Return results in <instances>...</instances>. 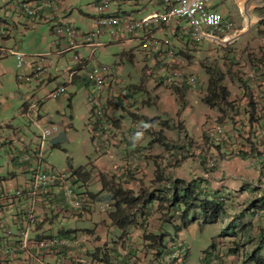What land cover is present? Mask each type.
I'll use <instances>...</instances> for the list:
<instances>
[{"label":"rangeland","instance_id":"obj_1","mask_svg":"<svg viewBox=\"0 0 264 264\" xmlns=\"http://www.w3.org/2000/svg\"><path fill=\"white\" fill-rule=\"evenodd\" d=\"M39 1L0 0V17L6 21L7 30L11 35L10 40L0 41V46L17 50L27 58L26 65L18 68L16 59L13 56L2 55V58L0 57V144L2 141L6 139L8 141L9 139L6 125H13L16 129H22L23 133L30 139L37 140L36 137L39 135V131L30 124L31 120L29 118L23 116L24 107L34 101L46 100L51 91L67 85V93L62 98L48 100L44 103V115L47 117L43 123L44 128L56 126L58 133L55 136L62 134V142L59 146L55 147L49 144L46 148L45 159L47 164L45 166L66 173H73L74 171L88 173L90 179L85 190L98 194L97 196L101 195V192L98 193L101 188L98 184L99 175L101 171H104V174L109 176V172L112 171L114 156L112 154L113 146L109 140L112 134L107 132L104 123L98 122L94 113L95 102L101 101L102 105H106L108 100L117 102L115 105L117 107L112 111V117L122 122L123 131H130L131 129L136 131L138 129L135 128L133 115L142 111L144 100L150 98L156 100L157 95L160 94L159 91L166 90L161 85L174 68L186 74L194 75V71L200 69V67L202 68L203 63L207 66H217L225 71L230 69V76L234 75L237 83H239V80H245L249 83L252 81L248 74L254 67V62L259 58L258 56L254 57L256 55L254 50L258 47L250 48L248 59L242 60L241 58L236 59V56L239 55L237 52L239 48L234 47V45L222 46L208 41L197 44L191 40H189L188 45H185L184 40H181V45L176 50L180 43L177 37L170 31L166 35L163 32H156L155 38L158 40L164 39L165 36L171 38L172 49L176 55L171 56L165 52L161 53V48L153 49L150 53L145 52L141 48L140 40H138L139 43L132 48L133 58H131L129 55L122 56V52L127 49V46L121 45L115 37L106 32L98 38L97 42L101 43L103 47L96 51L94 59L88 64V68L108 67L112 73V78L117 77L118 84L114 85L113 92L107 89L100 95L86 79L82 80L86 74L85 70L78 72L82 77L78 82L70 83V72L76 69L79 63L76 56L78 55L81 59L86 60L91 57L92 51L89 48L81 47L60 54L59 51L63 49L62 47H65V42L54 34L53 29L56 24L66 23L74 30V40L77 41V44L83 43L87 35L96 30V19L99 16L97 6L105 0H64L54 5L56 16L52 19L46 18L43 21L27 19L22 12L16 9L18 4L26 2L37 5L56 0ZM241 3L239 7L236 0H212L210 5L223 18L240 23L242 17L245 16V13L242 15L243 2ZM260 3L264 4V0L247 1L248 9L257 11L254 12V16H258L263 12L262 9L256 8L257 4ZM130 4L129 2L124 3V9L131 12L134 20H142L143 17L145 18L153 12L144 10L140 6L134 8ZM117 6L119 5L111 2L112 11H116ZM250 13L251 11L246 12V14ZM183 24L187 26L186 23ZM260 27L264 28V25L261 23L255 24L249 35L254 36L257 33L259 36H264V32L262 33L264 30ZM236 29L240 30L242 28L238 26ZM257 29H259L258 32ZM262 51V48L259 49L260 53ZM206 52H213L214 54L213 56H207ZM150 55H153V57ZM173 59L178 60L177 64L171 65ZM159 61L165 63L166 66L162 63L159 64ZM34 62L49 67L53 76L51 82L45 80L42 85L40 81L27 79L33 73ZM202 71L199 73V78L204 81L207 77L205 71ZM20 78H23V80ZM164 84L166 83L164 82ZM140 87H143V89H139ZM251 88L252 91L255 90V92L258 91L262 94L263 90L261 91L256 83ZM125 89L128 90L127 96L122 94ZM235 91L233 90V93ZM236 98L238 100L239 96L237 95ZM231 101L233 100L231 99ZM132 102H135V105H132ZM146 110L153 115H158L159 112L157 105L154 104L146 107ZM216 111L218 112V110ZM197 113L201 114L202 109L197 108ZM206 117L198 118L199 123L197 121L195 125L198 124L201 127L197 126L191 131L193 136H190L186 132V127H183L180 122L177 123L176 119L168 120L169 127L164 132L168 134L166 139L171 150H169L168 158L165 155L163 158H170L174 161L173 158L178 157L180 150L188 148L187 152L183 151L181 156L182 161H189L185 166H182V171L189 172L187 175L191 178L198 176L197 173H193L194 171L201 173V169L195 164L198 162L200 165L202 164L201 166L205 164V161L201 159L203 153L206 157L204 160L216 157L218 159L217 168L209 173L212 174L213 182L218 181L222 186L227 185L228 188L235 191L236 196H232L234 201L231 202L228 199L226 201L227 210L232 220L226 219L217 223H210L205 219L203 213L199 210H193L184 223L182 217H179L180 215H176V213L177 211H179L178 213H181V211L184 213L186 209L183 205L178 206L179 210L171 216L173 221L164 223L162 226V232L159 235H164L163 247L165 249L159 248L156 250V254L158 251L164 253L165 250H175L178 252L175 261L184 259L187 260L185 264H202V258H211L214 253L215 258L219 255L218 259H215L218 264L219 262L220 264H238L246 262L248 256L258 247L259 229L256 226L264 228V217L260 214L247 215V218L243 219L242 222H251V225L246 229L237 227V229L232 230L238 235L236 238L235 235L227 237L224 234L231 233V231L227 233L226 229L233 222H236L238 226H242L243 223L239 222L238 217L245 209L246 202L262 195L259 190L257 192H250V190L242 192L240 187L242 185L251 186L264 191V164L257 160L258 157L255 155L260 153V157L264 162V147L257 148L255 145L254 150H257L256 153L251 149L245 138L248 136L249 130L252 131L253 129L246 118H233L234 116L232 117L231 113H229L228 120L222 125L227 132L230 131L233 136H238L239 139L234 138L233 143L215 146L208 140L206 134L214 128L215 124H221L218 120L220 116L207 114ZM259 130L262 131L263 129L256 127L254 132L257 131L258 133ZM158 132L159 130L152 132L151 136L158 137ZM241 132L244 135H241ZM253 142H256L255 139ZM227 149L229 150L228 154L227 152L221 153L222 150L227 151ZM155 156H163V154ZM244 156L249 158L244 159ZM13 158L11 153L9 155L4 152L3 147H0V192L7 190L6 182L9 180L6 179L14 171L11 166L14 161ZM12 187L11 190L15 189L14 185ZM95 206L96 212L99 214L97 217L107 218V212L110 209L108 204L98 203ZM3 212L0 211V235L6 234L8 228L13 229V231L17 230L14 224L15 214ZM88 219L89 217L83 220H71L68 227L84 228L93 226L92 220ZM156 221L159 220L157 218L153 220V227ZM150 233L152 234V232ZM249 233L250 235H248ZM144 235L145 233L133 235L134 244L144 243ZM142 246L144 245L138 246L140 247L139 252L135 251L130 257L132 264H136L139 259L143 258L142 251L144 252V250ZM233 246L239 249L236 255L231 252ZM156 263L163 264V262ZM17 264H30V262L19 261Z\"/></svg>","mask_w":264,"mask_h":264},{"label":"crops","instance_id":"obj_2","mask_svg":"<svg viewBox=\"0 0 264 264\" xmlns=\"http://www.w3.org/2000/svg\"><path fill=\"white\" fill-rule=\"evenodd\" d=\"M247 1L248 0H236L239 7L242 4L241 2H243V13L242 10H240L242 15L245 13V16L242 17L240 23H235L233 20L224 18L226 21H231L234 24L235 29L238 26H240L242 29H236L237 31L235 29L229 30L226 36H222V38H220V41L213 42L216 45H234V47H238L239 50H237V52L239 53V55L236 56V59L241 58L242 60L248 59V56L250 55L249 49H254V47H258L256 50H254V52L256 53V55L254 56L255 58L256 56H258L259 58L264 56V36H259L257 33L254 36L249 35L255 24L261 23L264 20V4H257L256 8L262 9L261 11L263 12H261V14L258 16H254V12L257 11L248 9L249 5L247 4ZM38 2L40 1L38 0ZM130 5H132L134 8L136 6L143 7L144 10L153 11L152 13H155L162 8L160 1L158 0H141L138 2H133ZM249 11H251V13L246 14V12ZM113 12L133 19L131 16V12H128L124 9V4H119V6H117V10ZM132 12L134 13L135 11ZM55 16L56 11L54 10V7L52 9L47 8L43 12H41L39 20L43 21L46 20V18L52 19ZM27 19L30 18L27 17ZM6 25V21L0 17V27H6ZM260 29L264 30V28L261 27ZM258 31L259 29H257V32ZM140 37L141 35L139 34L134 37L124 36L117 39L121 45L127 46V49L122 52V56L129 55L131 58H133L132 48L134 45L139 43L138 40ZM10 38L11 35L10 33H8V37L0 38V41H8L10 40ZM177 40L180 43L176 47V50L179 48V45H181V39ZM183 43L185 45H188V41H183ZM261 48L263 49V51L260 53L259 49ZM129 51L131 52L129 53ZM259 53L260 56L258 55ZM213 54V52H206L207 56H213ZM153 55L150 56L153 57ZM177 61V59H173L171 65L177 64ZM162 64L164 65V63ZM247 69H249V67H247ZM77 70L81 71L80 68H78ZM202 70L204 69L200 67V69L194 71V75L197 76L200 83L199 87H197L196 89L190 88L186 84H178L171 87L162 83L161 86L166 90L159 91L160 94L157 95L156 100H153L152 98H150L152 100H144L142 102V111H140V113L138 114L133 115L132 118H134L135 128L138 129L136 131H134L133 129H131L130 131L122 130V122L112 117V111L117 107L115 106L117 102L111 100L107 101V104L105 106L107 109L108 118L110 119V127L108 128V132L112 134L111 145L113 146L112 154L114 156V163L112 171L109 172V177L114 178L116 182L122 184L125 189L133 190L136 194L140 193L141 190H146L149 188V190H152L160 188L165 184L168 185L170 182L169 180H171L172 182L174 180L180 179L191 182L198 179L199 177L202 182L201 190L203 192L213 193L219 191L221 195H230L233 192V190L228 188L227 185L222 186V184H220L218 181L213 182L212 174L209 173L210 171L207 169L206 164H204L203 166H201L202 164L200 165L199 162L195 164L201 169V173H199V171H194L193 173H197L196 175L198 176L189 178V176L187 175L189 174V172L185 170L182 171V166H185L188 160H183L181 163L176 164V157L174 156V161L170 158L164 159V155L168 158L170 151L165 150V148L161 147L159 143L155 142L157 140V136H151L152 132L154 131H165L166 129L160 127V122L170 119H176V122H180L183 127H186V132H188L190 136H193L191 131L197 126L199 128L201 127L198 124L195 125L197 121L199 123L198 118H207V114L210 116H221V114L217 112L216 109H210L203 102V97L206 94L207 90L209 76L206 74L207 78L204 81H201L199 78V73ZM81 78V75L78 74L73 83L78 82ZM85 79L86 78L84 75V78H82V80ZM45 80L49 82L53 80L51 72L48 74L47 78H44V80L41 81L42 85ZM224 84L231 91L232 100L236 101V96L238 95L239 99L237 100V102L244 106L247 102V99L245 96L243 97V90L239 89L238 83L233 82V80L229 81L228 79H226ZM113 87L109 90L112 91ZM139 89H143V87H140ZM233 90H236L235 93H233ZM253 91L255 95L259 94L258 91ZM234 94H236L235 97H233ZM153 104L157 105V108L159 110L158 115L150 114L148 110H146V107H149ZM197 108L202 109L201 114L197 113ZM44 111L45 106L43 107V115ZM44 117L45 118H41L42 123H44L47 118L45 115ZM155 118L162 119L156 121L155 124H150L149 121ZM239 118L242 119L244 117ZM6 127H8L9 139L8 141H6L7 139L2 141L0 147H3L4 152L8 153L9 155L11 153L12 158L14 157V161L11 165L14 168V171L10 174L9 178L6 179L9 181L6 182L7 190H5V192L12 193L18 187L23 186L24 183H26L29 179V166L20 164L17 160V157L28 150V145H30L31 143L32 145H34L36 140L30 139V137L26 136L23 133L22 129H16L13 125H6ZM253 128L255 129V127ZM61 135L62 134L55 136L51 140L50 144L55 147L59 146L62 142ZM164 136H168V134L164 132ZM187 150L188 148L180 150V152H178V158L181 159L183 151H185L186 153ZM157 152H159V155L163 154V156H155L158 155L156 154ZM224 152H227L228 154L229 150H222L221 153ZM205 158L206 157L203 153L201 159L206 162V160H204ZM135 160H137L139 163L138 169L135 170L127 178V180H123V178L120 177L121 172H124V170L131 166L135 162ZM114 166H119V169L114 170ZM177 170H179L178 173H176ZM19 171L21 173H18ZM101 173L105 172L101 171ZM160 177H163L168 181H163L160 183ZM12 185H14V191L11 190L13 188ZM81 185L78 186V192L82 194V197L84 196L87 202L84 210L81 212L75 210L72 211L73 213L67 214L59 210L58 207L61 208L63 206V199L60 195L61 190L57 188H53L52 190L47 192V194H45L43 196V199L40 201V222L38 226L33 229L32 236L40 240L59 237L64 238L68 241V245L65 247L56 248L48 253H41V259L44 264H132V259H130V257H132V254L135 253V251L140 250V247L138 246H141V244L144 245L142 246L144 250V252L142 251L143 258L139 259L136 264H157L156 262H163V264H180L182 262L183 264H185L187 262V260L184 259H180L179 261H175L174 259L168 260V257L170 255H173L174 253L178 254V252L175 250H165L164 253L158 251V253L156 254V250H158L159 248L165 249L162 243H157L154 246H151L150 242L145 239L144 243H138L136 245L134 244V239L132 238L133 235H140L144 233V231H146L147 234H151L150 232H152V235L161 234L163 223L159 219H161L162 215L160 211H158L156 202L146 207V222L144 223L145 225H143V227H138L137 225H135L128 227L123 231L121 228L112 224V221L109 218L110 209H108L107 218L97 217L99 214L98 212H96L95 205L98 204V202H96L98 198H93L86 195L87 189L85 190L86 187H80ZM100 189L98 190V193L101 192ZM88 192L89 190L87 191V193ZM24 205V201L16 200L14 202H11L4 210L3 213L6 212V214H15L14 224L17 230L13 231V229L8 228L6 234L0 235V245H12L18 242V239L20 237V227L17 220V213L20 212L21 208H23ZM88 217L90 220H92L93 226L84 228L68 227V224L71 222V220H83ZM156 218L159 221L154 222L155 226L153 227L152 222ZM9 231H11V234H9ZM19 261H28L30 262V264H38V262L31 260V258L26 254H18L14 257L6 259L1 264H17L19 263ZM209 263L211 262L210 260H207L206 257L202 258V264Z\"/></svg>","mask_w":264,"mask_h":264},{"label":"built area","instance_id":"obj_3","mask_svg":"<svg viewBox=\"0 0 264 264\" xmlns=\"http://www.w3.org/2000/svg\"><path fill=\"white\" fill-rule=\"evenodd\" d=\"M62 1L64 0L46 1L37 5L26 2L18 4L17 9L28 18L36 21L39 19L41 12L47 8L52 9L56 3H61ZM138 1L141 0H105L103 3L98 4L97 28L94 32L89 33L81 44H77V41L74 40L75 32L68 24L59 23L55 25L54 34L65 42V47H62L63 49L59 51L60 54L74 51L81 47L89 48L92 51L91 57L86 60L81 59L78 55L76 56V60L79 63L77 68L70 72V83H73L78 76L79 70L77 69L80 68L81 71L85 70L86 72V81L100 95L105 90H109L118 84L117 77L112 78V73L108 67L88 68V64L94 59L96 51L103 47L97 40L106 32L116 39L124 36L134 37L140 34L139 40L143 51L150 53L153 49L161 48V53L165 52L167 55L174 56L171 38L165 36L164 39L158 40L155 38L156 32H163L166 35L170 31L179 39L189 37L194 43L200 44L203 41H218L220 36H224L227 31L234 29V24L231 21H225L221 14L213 11L210 5L212 0H158L162 8L139 21L116 14L111 10V2L119 5ZM183 23H186L187 26H184ZM8 33L7 27H0V38H7ZM2 55L13 56L16 59L18 68L24 67L27 63L26 56L14 49L0 46V57ZM49 73V67L34 62L33 73L27 79L41 82L44 78H47ZM20 79L23 80V78ZM178 80L187 82L193 88L198 86V82L193 76L186 75L178 69L172 71L166 78V84H172ZM66 93L67 85H63L51 91L46 100L34 101L24 107L23 116L31 120L30 124L38 129L39 135L36 137L35 144L32 145L31 143L28 145V150L17 157L20 164L29 166V179L27 182L12 193L0 192V211H4L11 202L16 200L25 202L23 208L17 213L20 227L18 242L12 245H0V264L18 254H26L31 260L44 264L41 259V253H48L56 248L68 245V241L64 238L52 237L40 240L32 236L33 229L40 222V201L47 192L53 188L61 190L60 195L64 203L62 202L63 206L61 208L58 207V209L67 214L73 213L72 211L75 210L81 212L87 204L84 196L82 197V194L78 192V186L82 184L81 186L87 187L89 181L83 182L81 180L80 183L75 184L76 177H74L72 172H60L45 166L47 164L45 159L46 148L55 134L58 133V128L56 126L44 128L41 121V118H45L43 115L44 103L48 100H58ZM122 94L127 96L128 90H123ZM131 104L135 105V102ZM94 113L98 122L105 124L108 132L110 123L107 109L105 105H102L101 101L95 102ZM259 135L264 142V131H259ZM209 138L215 145L223 142L229 143L230 141V137L221 126L214 127L209 132ZM109 140L111 143V136ZM217 161V158H210L207 163L208 169L214 170L217 166ZM138 167L139 163L135 160L131 166L121 173L120 177L123 180H127L128 176L137 170ZM118 169L119 166H114V170ZM9 234H11V231H9ZM176 255L177 253L170 255L168 260L175 259ZM215 263L216 260L209 264Z\"/></svg>","mask_w":264,"mask_h":264},{"label":"trees","instance_id":"obj_4","mask_svg":"<svg viewBox=\"0 0 264 264\" xmlns=\"http://www.w3.org/2000/svg\"><path fill=\"white\" fill-rule=\"evenodd\" d=\"M264 25V21L261 22ZM264 31H262L263 33ZM202 68L205 70V73L209 76V81L207 85L206 94L203 97V102L206 104L210 109H216L221 114L218 120L221 124H225V121L228 120L229 113H231L233 118L244 117L247 119L248 123L250 124L251 129L249 130L248 136L245 138L246 143H249L251 149L254 150V146L256 145L257 148L264 147L263 139L261 140L259 132H254L256 127L261 128L264 131V84L261 82H253L256 85L259 84L261 88V93L255 95L254 91H252L253 83H249L245 80H239V89L243 90V97L245 96L247 99V104L245 106V110L242 111L240 106L237 104L236 101H231V91L229 88L224 84L226 79H231L233 82L237 83V79L234 75H231V70L227 69L223 71L219 67L215 66H207L202 63ZM257 74H259V78L262 79L264 83V56L258 58L256 62H254L253 67ZM258 83V84H257ZM262 85V86H261ZM180 99V97H179ZM231 111V112H230ZM158 119L150 120V124H155ZM160 127L166 129L169 127L168 121L160 122ZM255 127V129L253 128ZM241 131V130H238ZM231 134V132L229 131ZM242 133V132H241ZM240 135V133H239ZM241 135H244L242 133ZM233 136V135H232ZM237 136V135H236ZM243 137V136H242ZM239 139V137L233 136V139ZM255 139L256 142H253ZM157 143L160 144L161 147L165 148V150H171L169 143L167 142L166 136H164V130L158 132V137L156 140ZM261 163L264 164L262 161L261 154H255ZM244 159H248L249 157H243ZM182 160L176 157L175 163H181ZM74 177L79 178L76 179L74 182L75 184L80 183L82 180L83 182L88 181L90 179V175L86 172H73ZM129 177V176H128ZM160 183L163 181H168L163 177H160ZM78 180V181H77ZM169 184H165L164 186L156 189H146L141 190L140 193H135L133 190L125 189L122 184L117 183L116 180L104 173L99 175L98 184L101 187V196H97L94 193H86L89 197L98 198L96 202L108 204L110 207L109 211V218L112 221V224L121 228L123 231L126 230L128 227L137 225L138 227H143L146 222L145 220V210L146 207L153 204L154 202L157 203L158 211L161 213L162 223H170L172 222V215L175 211L179 210L178 206L183 205L186 209L184 213H178L176 215H180L182 217L184 223L188 220L189 215L193 210H199L203 213L205 219L210 223H217L220 220L231 219L230 214L228 213L226 201H234L232 196L235 195V191H233L230 195H221L219 191L213 193H206L201 190V179L198 178L191 182H187L185 180H174L171 182L169 180ZM83 187V186H80ZM79 189V187H78ZM242 192L250 190V192H257L258 190L261 191L262 195L260 197L254 198L252 200H248L246 202L245 209L243 210L242 214L238 217L239 222L243 223L242 226L236 225V222L230 224L226 232L231 231V233L224 234L227 237H234L236 238L238 235L232 230L237 229V227L241 228H248L251 225V222H242L243 219L247 218V215H262L264 217V191L258 188H254L251 186H244L240 187ZM252 189V190H251ZM232 197V198H231ZM236 201V199H235ZM232 205V204H231ZM240 214V213H239ZM259 239H258V247L254 249V251L248 256L247 261L238 263V264H264V228H259ZM145 239H147L151 246H154L157 243H162L164 241V235H152L147 234L144 231ZM250 235V233L248 234ZM250 237V236H248ZM236 244V242H234ZM231 252L233 255L238 254L239 249L238 247H232ZM215 256V255H214ZM219 257V255H218ZM207 260L212 261V258L206 257Z\"/></svg>","mask_w":264,"mask_h":264},{"label":"clouds","instance_id":"obj_5","mask_svg":"<svg viewBox=\"0 0 264 264\" xmlns=\"http://www.w3.org/2000/svg\"><path fill=\"white\" fill-rule=\"evenodd\" d=\"M211 8H213V7H211ZM214 11V10H213ZM217 12V11H216ZM225 20V19H224ZM226 21V20H225ZM235 29V28H234ZM233 29V30H234ZM236 30V29H235ZM237 31V30H236ZM228 33V31L224 34V36H226V34ZM235 33V32H234ZM238 34V33H237ZM220 38H222V36H220L219 37V40L218 41H220ZM177 39H179V38H177ZM180 40V39H179ZM181 40H184V41H188V44H189V40H190V38L189 37H186V38H184V39H181ZM203 42H207V41H203ZM208 42H210V41H208ZM212 44H213V42H211ZM221 45V44H220ZM176 55V53L174 52V56ZM161 63H163V62H161V61H159V64H161ZM164 66H166V64L164 63ZM176 68H174L172 71H174ZM221 69V68H220ZM179 70V69H178ZM223 70V69H222ZM181 71V70H180ZM223 71H225V70H223ZM183 72V71H182ZM186 74V73H185ZM186 75H189V74H186ZM191 76H193L195 79H196V81L198 82V86L197 87H199V81H198V78L195 76V75H193V74H190ZM248 77L250 78V79H252V80H254L255 82H261V84H264L263 82H262V79L261 78H259V74H257V72H256V70L254 69V68H252V70L250 71V73L248 74ZM229 79V78H228ZM229 80H231V79H229ZM166 83V80L165 81H163V83ZM178 84H186L187 86H189L190 88H193L191 85H189L187 82L185 83V81H180V80H178V81H176V82H174V83H172V84H164V85H168V86H176V85H178ZM258 84V83H257ZM259 85V84H258ZM262 86V85H261ZM193 89H196V88H193ZM232 99V98H231ZM236 102H237V100H236ZM237 104L240 106V109H242V111L243 110H245V106H246V104H247V102H246V104L244 105V106H242L241 104H239L238 102H237ZM155 119H158V118H155ZM108 120H109V122H110V119L108 118ZM168 121V120H167ZM216 126H221L223 129H224V131H225V133L230 137V141H229V143H233V136H232V134H230L229 133V131L227 132V130L225 129V127L222 125V124H215L214 125V127H216ZM259 131H261V130H259ZM258 131V132H259ZM263 131V130H262ZM211 132V131H210ZM206 137L208 138V140H210V142L212 143V144H214L212 141H211V139L209 138V133L208 134H206ZM226 142H223V143H221V144H218V145H215V146H221V145H224ZM229 143H227V144H229ZM210 158H213V157H210ZM209 158V159H210ZM214 158H216V157H214ZM209 159H207L206 160V162H205V164L207 165V163H208V160ZM218 160V159H217ZM217 165H218V161H217ZM216 168H217V166H216ZM215 168V169H216ZM207 169H208V167H207ZM214 169V170H215ZM209 170V169H208ZM214 170H209L210 172H213ZM212 258V261H214L215 259H218V256L215 258V256H214V253H213V256L211 257ZM211 261V262H212ZM217 260H216V263L215 264H217Z\"/></svg>","mask_w":264,"mask_h":264}]
</instances>
